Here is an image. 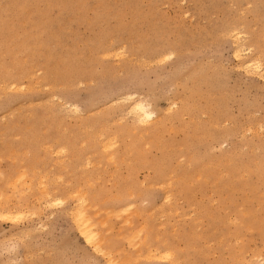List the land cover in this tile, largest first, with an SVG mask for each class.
<instances>
[{
  "label": "rangeland",
  "instance_id": "obj_1",
  "mask_svg": "<svg viewBox=\"0 0 264 264\" xmlns=\"http://www.w3.org/2000/svg\"><path fill=\"white\" fill-rule=\"evenodd\" d=\"M241 60L264 67V0H0V264H264Z\"/></svg>",
  "mask_w": 264,
  "mask_h": 264
},
{
  "label": "bare ground",
  "instance_id": "obj_2",
  "mask_svg": "<svg viewBox=\"0 0 264 264\" xmlns=\"http://www.w3.org/2000/svg\"><path fill=\"white\" fill-rule=\"evenodd\" d=\"M238 32V31H237ZM232 34V33H231ZM238 34H239V32H238ZM241 34V33H240ZM235 35H237V33L235 34ZM232 37V36H231ZM234 37V36H233ZM237 37H238V39L241 37V36H238L237 35ZM236 38V37H235ZM241 39H242V37H241ZM236 42H237V40H235ZM239 41V40H238ZM241 41V40H240ZM239 41V42H240ZM125 47V46H124ZM243 48H245L244 46H243ZM242 48V45H240V44H238L237 46H236V49L234 50L235 51V54H236V56L237 57H239V58H241V55L243 54V50H245V49H243ZM249 50V49H248ZM251 51V50H250ZM118 52V51H117ZM117 54V53H116ZM120 55V54H119ZM260 58V57H259ZM241 63H242V65H244V66H246V69H255V71L256 70H259L260 72L262 71V72H264V67H263V63H261L260 61H254V60H241ZM264 74V73H263ZM262 75V74H261ZM262 77V76H261ZM12 84V83H11ZM15 84V83H14ZM15 87V85H12V87ZM17 87V86H16ZM8 89V88H7ZM12 89V88H11ZM15 90H16V88H15ZM120 99V98H119ZM42 100V99H41ZM39 102H41V101H39ZM61 102V101H60ZM65 104V103H64ZM130 106H132L131 107V111L132 112H135L136 114H137V116L139 117V120L141 119V120H146L147 118H150L151 119V117H153V115H154V113H155V111L153 112V110H151L150 109V107L147 105V104H145L141 99L140 100H136L132 105H130ZM72 111V110H71ZM149 122V121H148ZM82 142H85V141H82ZM104 144V143H103ZM102 147V146H101ZM49 148V147H48ZM56 151V150H55ZM58 151V150H57ZM65 152V151H64ZM60 153H61V151H60ZM109 157V156H108ZM61 160V159H60ZM94 162V161H93ZM39 170V169H38ZM22 174V173H21ZM57 176H60V175H57ZM44 180V179H43ZM12 181V180H11ZM26 181V180H25ZM20 182H22V181H20ZM40 182H41V180H40ZM39 186H40V183H39ZM44 186H46V184L44 185ZM42 189H43V187H42ZM41 189V190H42ZM45 189V188H44ZM46 190V189H45ZM27 192V191H26ZM47 196V195H46ZM1 197V196H0ZM48 197H50V196H48ZM81 197V196H80ZM47 198V197H46ZM1 199V198H0ZM60 199V198H59ZM80 200H81V198H79ZM48 200H50V198L48 199ZM84 200H86V199H84ZM40 201V200H39ZM51 202H52V200H51ZM57 202H59V201H57ZM79 202V201H78ZM50 203V202H49ZM48 203V204H49ZM55 203V202H54ZM50 205V204H49ZM53 205V204H52ZM122 210V209H121ZM123 210H125V208L123 209ZM99 211V210H98ZM17 212V211H16ZM72 212V211H71ZM1 213V212H0ZM111 213H113V212H111ZM72 214V213H71ZM76 215H77V212L75 213ZM78 219H75L74 217V220H77V223H78V226H79V230H80V233L83 235V237L85 238V240L88 242V243H95V244H97L98 242H100V240H98V229L96 228L97 226L95 225V222L92 220V218L86 213V211H84V210H80L79 211V213H78ZM105 218H107V217H105ZM101 219V218H100ZM102 220V219H101ZM104 220H106V219H104ZM103 220V221H104ZM126 220V219H125ZM100 221V220H99ZM105 222H107V221H105ZM125 222V221H124ZM128 222V221H127ZM130 223V222H129ZM104 224V223H103ZM77 225V224H76ZM137 231H135V232H133V234L134 233H136ZM99 233H100V231H99ZM133 237L134 236H136V235H132ZM138 237V236H137ZM102 238V237H101ZM139 239V238H138ZM97 240H98V242H97ZM102 242V241H101ZM135 243V242H134ZM98 245H99V243H98ZM135 245H137V244H135ZM96 247V246H95ZM154 249H156V248H154ZM151 250H149V252H150ZM150 253H152V251L150 252ZM164 253V252H163ZM170 253V252H169ZM165 254V253H164ZM167 254V253H166ZM150 255V254H149ZM152 255V254H151ZM160 255V254H159ZM169 255V254H168ZM167 255V256H168ZM170 255H171V253H170ZM142 256V255H141ZM157 256V255H156ZM163 256V255H162ZM146 257H147V255H146ZM149 257V256H148ZM107 259H109V258H107ZM136 259H139V258H136ZM112 260V259H111ZM116 260H117V258H116ZM127 260V259H126ZM108 261V260H107ZM115 261V260H114ZM112 262H113V260H112ZM108 263H109V261H108Z\"/></svg>",
  "mask_w": 264,
  "mask_h": 264
}]
</instances>
